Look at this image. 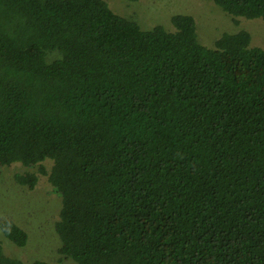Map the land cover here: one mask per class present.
Listing matches in <instances>:
<instances>
[{
  "label": "trees",
  "instance_id": "16d2710c",
  "mask_svg": "<svg viewBox=\"0 0 264 264\" xmlns=\"http://www.w3.org/2000/svg\"><path fill=\"white\" fill-rule=\"evenodd\" d=\"M212 1L264 19V0ZM171 22L142 29L106 0H0V168L41 164L74 264H264V46L247 30L207 46L193 15ZM0 231L28 242L13 219ZM0 264L52 263L0 240Z\"/></svg>",
  "mask_w": 264,
  "mask_h": 264
},
{
  "label": "rangeland",
  "instance_id": "374dc122",
  "mask_svg": "<svg viewBox=\"0 0 264 264\" xmlns=\"http://www.w3.org/2000/svg\"><path fill=\"white\" fill-rule=\"evenodd\" d=\"M106 1L116 13L136 20L142 29L162 25L174 30L173 15L191 14L196 19L198 39L207 46H214L223 33L239 30L250 32L252 45L264 46V19L234 17L212 0ZM43 164L49 170L51 162ZM40 165L16 162L0 168V221L13 219L29 236L23 247L10 242L1 231L0 240L10 254L25 263L41 259L52 264H74L59 253L61 240L55 224L61 218L62 196ZM17 174L34 178L35 185L19 183Z\"/></svg>",
  "mask_w": 264,
  "mask_h": 264
}]
</instances>
